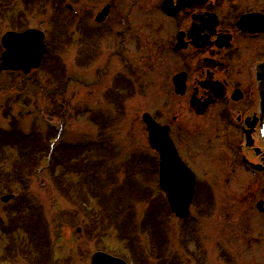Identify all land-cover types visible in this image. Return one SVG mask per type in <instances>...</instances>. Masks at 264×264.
I'll list each match as a JSON object with an SVG mask.
<instances>
[{
	"label": "rangeland",
	"instance_id": "374dc122",
	"mask_svg": "<svg viewBox=\"0 0 264 264\" xmlns=\"http://www.w3.org/2000/svg\"><path fill=\"white\" fill-rule=\"evenodd\" d=\"M63 1L62 9L68 15L67 9H64L65 4H70L73 9H80L83 13L90 11L95 15L108 0ZM158 1L123 0L127 6V31H123L124 28L115 23L101 38L96 33H91L86 35L85 40L77 41L72 36V41L55 42L52 36V28L56 31L54 20L50 22L47 15L52 14L57 19L59 14L52 12L50 4L44 9L37 6L38 4L34 6V11L39 8L40 11L33 17L30 9L24 8L22 0H0V11L20 13L26 21L23 23L25 27H37L47 32L45 41L48 40L52 45L49 55L54 58L50 67L60 68V72L47 75L48 62L28 75L22 76L18 71L8 77L2 75L0 81L7 86L1 82L0 85H4L6 89L12 84L14 88L9 92H0V128L9 127L7 134L13 138L15 132L9 125L10 119L3 115V110L7 107L6 102L4 107L6 100L14 108V112H19L20 127L17 128L27 132L25 130L34 127L28 133L32 134L31 137L39 131L44 138L42 133L47 130L45 120L50 121L61 115L65 126L63 132L60 131L55 151L60 157L69 156L72 159L71 162H66V167H78L76 169L86 172L81 178L75 174L69 176L75 187L64 196L49 171H43L37 176L27 175L20 185L12 186V193L16 197L20 192L28 195L30 203L39 210L48 225L52 252H49L48 264H89L91 253L98 248L108 250L107 252L114 255L129 256L127 241L120 239V235L125 233L124 212L126 214L127 209L123 184L128 186V193L136 191L137 188L145 190L146 193H156V162L149 151L141 150L146 139L141 115L147 111L164 121L172 115L174 104V98L169 96L165 82L166 73L171 75L174 67L160 68L159 54L153 42V37L162 38L170 28L167 22L159 20L158 13L151 8ZM116 4L121 7L120 2L115 3L114 11H117ZM69 25L65 17H62L60 26L66 34L69 33ZM158 25L159 30L156 28ZM2 26L3 22L0 24L3 32L5 26ZM124 44L127 45V51L119 52ZM2 51L0 48V54ZM125 56L131 67L135 68L138 63L140 70L136 73L133 70L122 72L121 65ZM169 58L162 56L161 62L166 63ZM122 75L131 81L132 90L126 94L125 100H120V105L114 107L105 98L110 97L108 91L113 89L114 76ZM47 76L51 77V83L46 81ZM60 81H63L62 86L59 85ZM175 104L179 110L178 99ZM28 109L31 110L30 115L25 114ZM55 111L59 115H51V118L48 113L53 114ZM96 118L102 120L101 128L91 121ZM79 143L86 146L79 148ZM7 148L5 147V151ZM192 154L189 162L197 173L196 190L198 188L199 193L203 182L208 183L215 197L212 206L203 208L193 203L189 217L182 221L169 214L168 209L166 211L163 201H153L156 205L151 208L153 202L144 198L139 200L135 194L131 201L136 242L148 254V234L139 228L144 218L150 219L154 215L157 216L153 217L157 230L163 228L162 235L167 247L182 254L183 264H264V212L256 207L259 195L263 194L255 190L251 177H244L240 183L236 174L228 182L227 176H222L225 166L214 158V152L192 151ZM10 165V161L6 162V166ZM143 170L149 171V179ZM60 171L56 169V173ZM65 184L70 186L68 181ZM2 210L0 205V219L6 224L11 219L8 220ZM202 210L206 212L203 214ZM3 223L0 222V258L4 255V250L10 247L3 232ZM59 223L63 226L60 227ZM190 227L194 229L192 240L186 242L183 239L180 242L182 229ZM185 243L188 244L187 248ZM20 259L17 260L16 257L10 261L14 264H25L24 257ZM39 260L37 259V264H40ZM148 264H157V261H149Z\"/></svg>",
	"mask_w": 264,
	"mask_h": 264
},
{
	"label": "flooded vegetation",
	"instance_id": "af4514ba",
	"mask_svg": "<svg viewBox=\"0 0 264 264\" xmlns=\"http://www.w3.org/2000/svg\"><path fill=\"white\" fill-rule=\"evenodd\" d=\"M108 1L106 19L94 24L101 27L97 36L106 35L115 23L123 31L129 26L123 0ZM162 1L151 8L170 28L153 42L160 68L174 67L165 81L174 104L164 121L153 117L168 126L170 139L188 165L192 151H211L223 162L222 176L228 182L236 174L240 183L251 177L255 190L263 194L256 207L264 212V0H187L185 6L184 0H171L178 8L173 15L162 10ZM119 2L121 7L116 4L114 11ZM70 10L75 31L82 35L94 14ZM121 46V52L127 51V45ZM162 56L170 60L161 62ZM125 60L122 72L140 70L138 63L131 69ZM177 74L183 77L174 79ZM176 82L184 85L182 94L175 92Z\"/></svg>",
	"mask_w": 264,
	"mask_h": 264
},
{
	"label": "trees",
	"instance_id": "16d2710c",
	"mask_svg": "<svg viewBox=\"0 0 264 264\" xmlns=\"http://www.w3.org/2000/svg\"><path fill=\"white\" fill-rule=\"evenodd\" d=\"M53 134L54 131H50V133L43 138L39 133L34 137H31L32 134H24L16 131L12 138L7 133H0V193L5 190L10 191L15 184L20 185L27 175L37 176V165L42 162L48 166L47 170L50 172L55 185L61 190H66L67 187L70 189V186L71 188L75 187L74 181L71 180L72 178L70 179L69 176L77 174L78 171L71 169L70 166L66 167V162H71L72 159L69 156H65V158L60 157L57 151L53 149L52 151L49 150V139ZM5 147H8L7 151H5ZM10 149L13 151H9ZM8 161L11 162L10 166H6V162ZM56 169L61 171L56 173ZM80 172H82L80 175L86 173L85 170ZM68 173L69 175H67ZM96 173L97 170L95 169V174ZM66 181L70 183V186L65 184ZM127 195H132V192L130 191V193H126L125 195L127 200L125 205L129 211L125 214L124 225H126V227L124 228L128 233H124L123 236L120 235V239H125L127 241L126 246L130 255L129 258L133 261H140L141 264H148L149 261H159V264H182L181 256L174 250L172 251L171 248L167 247V242L162 235L164 232L163 228L157 230L156 223L151 232L152 236L150 239L151 245H149V252L148 254L144 253V248L136 242V235L133 237L131 236L135 229L131 220L133 203ZM22 202L24 201H17L16 210L11 209L7 211L6 218L11 220L6 224L5 222L3 223L5 224L3 225V232L8 239H6V241L10 247L8 250H6L7 248L5 249V255L8 256H2L0 261H10L12 258H10L11 253H14L15 257H18L17 260H21L20 258L26 257V254L27 257L35 254V251H38L40 246H43L44 248L46 246H51L49 240L48 243L45 244L38 226L35 224H28V222L30 223V219L27 218L32 214V205L22 204ZM155 205L156 204L152 203L151 208ZM37 217L40 223L39 227H41L40 221H42V218L41 216ZM32 243L34 244V248ZM154 244L158 246V253L154 251ZM36 255L42 256L40 252H36ZM30 262L31 258H27V263Z\"/></svg>",
	"mask_w": 264,
	"mask_h": 264
},
{
	"label": "water",
	"instance_id": "95a60500",
	"mask_svg": "<svg viewBox=\"0 0 264 264\" xmlns=\"http://www.w3.org/2000/svg\"><path fill=\"white\" fill-rule=\"evenodd\" d=\"M106 13L107 7L98 15V19L104 18ZM42 37V33L37 30H27L13 36L6 35L4 41L13 43L15 50H13L12 54L9 53V50L5 52L3 55V61H5L3 66L6 68H12V66L20 67L24 72H28L31 67H37L45 48L41 42ZM143 119L148 126L150 142L155 145L154 141L158 139L156 136L160 128L149 114H143ZM171 147L168 145L166 150L161 148L162 151H159L161 154L160 187L166 193L170 209L178 217H183L189 212L188 208L193 196L194 177ZM91 264L126 263L120 258L103 252H96L92 255Z\"/></svg>",
	"mask_w": 264,
	"mask_h": 264
}]
</instances>
